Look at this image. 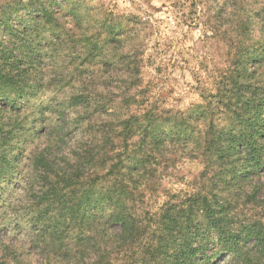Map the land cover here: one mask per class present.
<instances>
[{
  "label": "rangeland",
  "instance_id": "obj_1",
  "mask_svg": "<svg viewBox=\"0 0 264 264\" xmlns=\"http://www.w3.org/2000/svg\"><path fill=\"white\" fill-rule=\"evenodd\" d=\"M28 1L0 0V11L7 6L22 7ZM41 3L59 10L63 27L58 38L47 30L31 35L43 51L37 54L33 66L22 61L19 65L25 87L37 85L33 92L18 97L12 106L0 101V153L3 151L9 160L0 167V264L49 262L47 249L37 235L38 226L45 224L43 216L37 218L42 221L35 220L39 204H46L37 202L43 179H38L33 157L43 148L47 135L39 137L37 132L44 126L48 127L47 134L61 135L51 147L50 157L64 150L75 158L66 161L56 157L61 179L52 181L55 200L44 214L74 217V211L63 203L87 200L82 227L89 235L104 237L101 245L92 248L89 264H132L130 253L137 246L117 237L118 225L108 219L114 208L108 189L119 178L107 174L116 157L104 161L117 135L112 141L111 134H105L116 123L110 121L115 117L108 111L122 107L121 116L149 120L159 135L184 129L179 145L184 144V134L230 130L228 124L234 115L226 110V104L222 105V90L229 75L237 72L236 59L241 54L245 58L259 52L252 48L264 41V0H38ZM71 9L75 12L70 14ZM21 13L25 15L26 11L20 9ZM243 20L247 23L244 33ZM29 22L34 26V20ZM108 28L115 30V35L107 32ZM245 50L250 51L246 54ZM261 56L251 74L252 88L244 92L247 96L256 88L264 94V53ZM249 65L244 61L246 71L240 68L243 76L251 71ZM230 85L226 86L230 95L243 97L240 86L230 91ZM121 101L128 102V107ZM88 104L90 107L85 106ZM83 106L87 107L85 111ZM202 112L204 119L198 122ZM64 116L75 122L61 131L58 125ZM133 130L132 142L147 135L140 128ZM171 135L173 142L166 144L165 155L150 158L138 181L144 206L152 212L172 197L191 192L202 182L201 175H209L203 163L173 144L177 138ZM85 148L86 154L82 152ZM132 148L129 145L128 150ZM262 176L259 181L264 183V173ZM86 188L89 192L83 193ZM230 206L237 220L256 218L264 227V197L257 204L232 198ZM110 233L114 235L106 238ZM78 235L70 231L62 236L63 243L70 246ZM51 253V262L66 258L63 251ZM225 261V257L216 256L213 264Z\"/></svg>",
  "mask_w": 264,
  "mask_h": 264
},
{
  "label": "trees",
  "instance_id": "obj_2",
  "mask_svg": "<svg viewBox=\"0 0 264 264\" xmlns=\"http://www.w3.org/2000/svg\"><path fill=\"white\" fill-rule=\"evenodd\" d=\"M20 9H24L26 14H18ZM74 12V9L69 11L70 14ZM59 16V10L42 3L38 4V0H29L17 8L7 6L0 11V101L3 104L14 105L18 97L32 93L37 86L34 84L25 87L21 80L24 73L22 74L23 69L19 62L25 64L29 62V65L33 66L37 61V54L43 51L39 41L31 40L32 34L39 30H47L52 33V37L61 36L60 29L63 26ZM30 20H34V26ZM241 27L244 33L247 29L244 20ZM107 32L113 35L116 33L112 28H108ZM50 42L52 41L48 43ZM254 48L259 52L245 58H243L245 54H241L236 59L237 72L229 75L228 82L224 84L222 90L221 97L224 99L222 105L226 104V110L231 116L234 115L228 124L230 130L223 132L216 129L212 134H184L183 145H179L182 140L179 134H183L185 130L170 131L177 138L173 144L178 145L180 147L178 149L185 155L203 163L204 171L209 175L205 178L201 175L202 182L194 190L185 192L181 198L172 197L171 201L156 212L144 206L143 193L137 189L140 187L138 181L143 178L144 169L150 158L155 160L156 157L165 155L166 144L168 141L173 142V135H159L155 128L151 127L152 123L149 120L141 122L135 115L121 116L122 107L111 108V111H108L109 116L115 117L110 121L116 123L105 134H111L112 141L114 135H117L110 146L112 154L110 156L109 147L104 161L116 157L107 174L113 173L119 177L108 189L114 198V208L108 219L118 225L115 234L117 237L126 238L131 245L137 246L130 253L132 264H213L216 256L225 257V264H264L262 222L256 218L237 220L230 213L232 198L257 204L258 200L264 197V183L259 181L264 173V94H259L257 88L250 89V96L244 94L252 88L251 74L255 72V65L261 62L264 41L257 42L252 49ZM249 51L244 52L247 54ZM244 61L252 66L249 65L250 68L247 69L251 71L243 76L240 68L246 71ZM130 76L134 77V74L131 73ZM227 84H231L230 91L240 86L243 97L237 93L230 95L227 92ZM234 99L236 100L232 101ZM120 104L126 108L129 105L128 102L122 101ZM85 106L88 107L89 104ZM85 106L84 111L87 109ZM251 111L253 112L250 114ZM204 115L202 112L196 120L200 122ZM66 117L64 116L63 122L58 125L61 131L64 127L70 129L75 122L74 119L68 121ZM134 127L142 129L147 135L140 136L132 142L130 134L133 133ZM48 132L46 126L38 130L39 137H42V134L47 136L43 140V148L33 156L37 162L38 179H43L37 202H46L45 205L39 204L35 218L42 221V218H37L43 216L45 222L43 226L37 228L38 241L47 249L46 259L49 261L47 264H89L88 258L92 248L94 245H101L104 237L98 234L89 235L82 227L83 205L87 200L80 198L73 204L63 203L66 209L74 211V217L65 218L60 215V218H57L44 214L51 208L50 202L55 200L53 197L56 188L52 181L57 177L58 181L61 179V172L56 169L58 164L56 157L60 156L66 161L75 159L64 150L56 154L51 153L50 157L51 147L60 141L61 135L47 134ZM129 145L133 146L131 151L128 150ZM188 146L190 149H187ZM82 152L86 154L88 151L85 148ZM124 161H129L130 164L125 165ZM8 162L2 151L0 167ZM128 188L130 190L126 191ZM89 189H84L83 193H88ZM70 231L79 232V235L69 246L63 243L62 236L68 235ZM113 235L110 233L105 237ZM50 251L53 253L63 251L66 258L60 263L51 262ZM2 255L4 257V252ZM96 256L101 257L100 254Z\"/></svg>",
  "mask_w": 264,
  "mask_h": 264
}]
</instances>
